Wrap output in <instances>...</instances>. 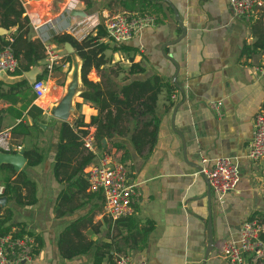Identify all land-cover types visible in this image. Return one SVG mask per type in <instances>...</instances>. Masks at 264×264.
Returning a JSON list of instances; mask_svg holds the SVG:
<instances>
[{"label":"crops","instance_id":"1","mask_svg":"<svg viewBox=\"0 0 264 264\" xmlns=\"http://www.w3.org/2000/svg\"><path fill=\"white\" fill-rule=\"evenodd\" d=\"M21 2L23 16L29 20L28 37L42 45L51 44L59 56L58 64L49 73L44 69L45 55L21 76L0 71L2 91L22 79L30 86L25 98L17 95L12 103L0 98V131L24 124L27 136L14 132L12 140L23 149L38 148L43 157L39 164L21 168L35 183L37 200L33 205L19 207L0 195V214L5 208L12 209V223L18 224L11 231L23 228L35 240L38 249L31 264H95L94 250L101 245L108 247L102 250L98 264H112L122 253L144 259L147 264H229L219 256L223 242L236 240L245 220L264 216V158L247 157L253 117L257 112L264 113V75L254 71L264 51L256 50L250 55L244 51V46L255 40L250 25L261 17L245 20L234 16L228 0ZM73 11H81L84 16L74 15ZM143 11L151 12L156 19L154 25L143 28L129 42L141 53L133 61L145 68L143 73L130 76V80L157 74L169 84L171 91L165 88L156 102V139L154 145L146 146L140 153L134 150L129 134L114 137L113 141L120 145L118 149L106 140L102 142L105 148L117 151L135 184L131 215L139 227L146 222L152 224L144 245L138 248L124 222L104 216L101 195L99 198L98 193L86 187L65 199L63 191L69 183L60 182L53 175L61 122L73 126L79 116L88 122L95 113L93 106L79 96L83 90L81 59L74 48L68 53L65 42L55 43L53 37L67 34L80 40L106 17ZM174 12L184 26L183 36ZM14 32L0 27L1 39L11 40L10 34ZM106 54L113 62L120 61L124 68L128 67V58L120 52ZM38 77L47 84V93L32 98L31 85ZM87 78L99 81L93 68ZM216 100L222 102L220 118L209 108V102ZM24 105L22 116L16 118L15 111ZM32 105L41 112L39 118L26 114ZM217 156L233 158L239 169L235 189L224 196L221 204L214 199L205 175L200 172L202 167H210ZM202 157L207 161L202 162ZM209 203L213 248L204 259ZM78 219L83 241L91 242V249L65 259L57 248V240L65 227Z\"/></svg>","mask_w":264,"mask_h":264},{"label":"trees","instance_id":"2","mask_svg":"<svg viewBox=\"0 0 264 264\" xmlns=\"http://www.w3.org/2000/svg\"><path fill=\"white\" fill-rule=\"evenodd\" d=\"M146 12L149 11L137 14ZM23 13L24 8L21 0H0V27L15 31L10 34L11 40H4L0 37V48L4 46L11 48L17 60V68L9 74L16 77L21 76L24 71L29 70L31 66L44 58L42 43L37 39L31 40L28 37L30 31L29 20L26 16H23ZM263 14L264 12L259 14L257 17H261V19L250 25L255 40L251 45L244 46L247 55L256 50L264 51ZM53 42L58 44L69 42L75 49L76 54L81 59L83 90L79 96L82 101L89 102L95 109V113L90 116L88 122H84L83 117L79 116L73 126L65 121L60 124L53 175L58 181L66 180L69 183L68 188L63 191L65 199L68 198L69 200L72 193L85 191L88 187L84 168L95 161V155L84 148L82 138L88 133L89 128H94L93 137L99 150L105 148L102 145L103 139L118 149L120 145L113 141L114 137L129 134L134 150L140 153L146 146L151 147L154 145L156 139L159 120L155 109L158 95L165 88L167 92L171 90L169 84L157 74L143 80H130V76L145 71L141 63L133 61V57L137 54L141 55V53L137 47L129 44L130 41L115 45V43L106 39V33L101 24L97 25L80 40L64 34L53 37ZM107 51L111 53L120 52L126 56L129 62L128 67L124 68L120 61L113 62L112 57L107 56ZM92 68L96 70L99 76L97 82L87 78V74ZM40 78L38 77V79ZM29 88L30 86L25 79L16 81L8 85L5 91L0 88V98L9 99L11 103L15 102L14 98L17 95H21L22 98L27 97ZM32 98H34L33 94ZM25 109L26 105L16 110L15 117L20 118ZM32 111H36V114H32ZM26 114L35 119L39 118L41 112L32 105ZM33 124H37V122ZM14 132L23 134L25 137L27 136L26 126L20 123L11 129V144L14 147L21 146V144H17L12 140ZM23 153L26 158V167H33L43 159L36 147L23 149ZM72 161L74 163L70 167ZM69 167L70 170L65 171ZM0 185V195L6 196L19 207L33 205L37 200L35 183L28 177L24 169L15 171L12 165L1 163ZM89 197L91 198V195ZM12 219V209L5 208L0 214V232L11 233L13 236L25 234L23 228L17 229L16 232L11 231L12 227L18 226L17 223H12ZM261 219L264 222V216ZM80 220L71 222L58 237L57 248L60 255L65 259L85 254L91 249V242L83 241L82 233L79 230ZM120 221L126 224L129 237L134 238L135 246L141 248L152 228V224L146 222L145 225L139 227L138 222L131 214L114 222ZM75 240L80 242H75ZM106 247L108 245L95 248V264H98L101 260L102 250ZM37 249L38 247L36 248L35 244L33 254L37 252ZM112 264H115V259Z\"/></svg>","mask_w":264,"mask_h":264},{"label":"built area","instance_id":"3","mask_svg":"<svg viewBox=\"0 0 264 264\" xmlns=\"http://www.w3.org/2000/svg\"><path fill=\"white\" fill-rule=\"evenodd\" d=\"M228 6L234 16L248 20L264 12V0H228ZM156 17L150 13L122 12L106 17L101 24L106 39L115 44L128 42L143 28L152 26ZM99 25V24H98ZM97 25H95L96 27ZM94 27V28H95ZM45 70L51 72L58 64L59 56L49 43H43ZM17 68V60L9 46L0 48V71L12 73ZM254 71L264 75V56ZM35 98L47 93V84L43 79H36L31 85ZM209 108L217 118L223 114L220 100L210 101ZM87 151L96 156V161L85 168L88 191L103 197V214L111 221L132 214L135 202V184L129 177V169L120 159L117 151L105 148L98 151L93 131L82 138ZM21 149L11 144V129L0 131V152L16 153ZM14 151V152H13ZM247 157L250 160L264 158V113L257 112L252 121V138L248 144ZM202 162L207 159L202 157ZM200 172L205 175L210 191L218 204L224 196L234 190L239 181V169L233 158L217 156L211 161L210 167H202ZM1 191V186H0ZM34 238L30 235L13 236L11 233L0 232V264H31L33 259ZM220 257L229 264H263L264 260V222L253 216L245 220L236 240L224 241L220 247ZM115 264H147L144 259H134L129 254H119Z\"/></svg>","mask_w":264,"mask_h":264},{"label":"water","instance_id":"4","mask_svg":"<svg viewBox=\"0 0 264 264\" xmlns=\"http://www.w3.org/2000/svg\"><path fill=\"white\" fill-rule=\"evenodd\" d=\"M174 13H175V17H176L175 19L178 22V25L182 31V36H183L185 33L184 26H183L182 22L180 21V19L178 18L177 12H174ZM72 14L78 15V16H84V13L81 11H73ZM174 42H176V41H173V43ZM64 48L68 53H72L74 50L69 42L64 43ZM41 127H43V126H41ZM104 141H105V139L102 140V142H104ZM1 163H7V164L12 165L15 171L21 170V168L26 163V158L24 157L23 148H21L16 153H2V152H0V164ZM209 200H210V198H209ZM208 206H209V212H208V218H207V246H206L205 253H204V259L207 257L208 253L213 248V238H212V233H211L212 230H211L210 203L208 204Z\"/></svg>","mask_w":264,"mask_h":264}]
</instances>
